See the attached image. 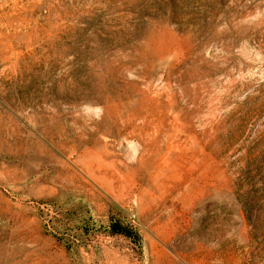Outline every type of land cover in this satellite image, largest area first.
I'll return each instance as SVG.
<instances>
[{
	"label": "rangeland",
	"instance_id": "rangeland-1",
	"mask_svg": "<svg viewBox=\"0 0 264 264\" xmlns=\"http://www.w3.org/2000/svg\"><path fill=\"white\" fill-rule=\"evenodd\" d=\"M0 264H264V0H0Z\"/></svg>",
	"mask_w": 264,
	"mask_h": 264
},
{
	"label": "trees",
	"instance_id": "trees-1",
	"mask_svg": "<svg viewBox=\"0 0 264 264\" xmlns=\"http://www.w3.org/2000/svg\"><path fill=\"white\" fill-rule=\"evenodd\" d=\"M111 228L114 232L127 235V232L117 222L112 223Z\"/></svg>",
	"mask_w": 264,
	"mask_h": 264
}]
</instances>
